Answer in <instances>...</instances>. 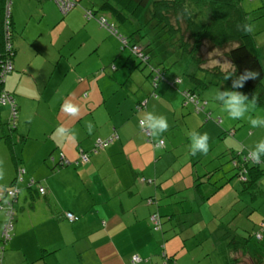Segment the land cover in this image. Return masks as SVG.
I'll use <instances>...</instances> for the list:
<instances>
[{
	"label": "crops",
	"instance_id": "crops-1",
	"mask_svg": "<svg viewBox=\"0 0 264 264\" xmlns=\"http://www.w3.org/2000/svg\"><path fill=\"white\" fill-rule=\"evenodd\" d=\"M41 1L38 4L41 7V17H38L42 20L39 24L41 32L37 34L39 37L43 32L49 36L43 39L46 48L39 51L43 69L35 74L30 62L28 65L17 62L27 27H23L14 15L17 54L8 89L16 97L23 82L34 78L43 96L41 100L47 97L48 102H53L60 98L61 109L62 104L70 103L79 108V113L67 119L60 118L59 125L50 131L52 148L43 151L44 155L37 149L31 160L23 163L15 145L12 147V161L6 164L7 177L13 183L18 167L23 164L27 174L18 186L15 235L6 246L0 264H198L195 257H189L194 253L190 252L186 239L182 244L177 238L170 240L172 235L167 234L174 231L176 235L177 221L184 224L179 221L183 215L176 218L181 215L179 206L188 200L202 199L200 206L207 205L210 210L215 208L217 211L212 210L211 217L204 214L191 217L190 224L213 220L221 221L224 226L183 225V231L179 229L181 237L212 239L220 229L224 232L222 238L233 228L238 230L237 233L243 230L253 235L259 231L261 223L252 215L253 206L237 211L241 200L240 192L236 193L231 187L235 181L227 184L216 200L212 199L213 187L203 185L205 193L194 189L201 165H216L218 156L229 149L236 151L238 144L218 151L213 149L206 156L191 155L189 144V149L180 154L183 155L180 165H176L180 159L172 156L175 142L165 139L171 137L169 132L177 124L188 132L196 131L204 124V114L195 113L191 104L184 103L180 89L189 85L183 80L182 85L175 84L177 74L173 85L162 79L155 85L151 72L146 76L144 71L135 69L125 54L128 47L121 50L118 37L111 36V32L99 26L95 19L85 16L87 9L100 8L102 0H91L90 5L81 0L84 6L78 8L77 5L78 9L73 11L72 8L67 14H61L55 0ZM78 33L80 39H76ZM114 60L118 65L110 67ZM39 76L41 80L35 79ZM32 88L30 81L24 89L29 93ZM16 99L22 118L24 100ZM143 102H146L145 109L136 111V106ZM7 110L5 107L4 112ZM144 112L167 118L169 128L161 137L164 146L149 140L140 128L139 121ZM88 122L93 124L91 135L86 128ZM195 122L199 126L194 127ZM19 128L14 131L13 139ZM60 128L65 134L58 131ZM114 133H118L119 138L112 145L95 150L98 138ZM25 134L20 141H26ZM71 134H75L74 139ZM56 149L59 151L54 153ZM82 152L90 155L88 162L81 161ZM50 155L52 159H48ZM30 178L45 188V194L28 186ZM7 181L0 184L8 187ZM68 212L78 216L79 220L70 222L66 218ZM154 214L168 217L169 225L156 231L151 222ZM5 219L4 211L0 209V245ZM238 220L239 224H236ZM241 241L245 242L244 238ZM135 256L141 261L133 263ZM244 259L253 262L250 257Z\"/></svg>",
	"mask_w": 264,
	"mask_h": 264
},
{
	"label": "rangeland",
	"instance_id": "rangeland-1",
	"mask_svg": "<svg viewBox=\"0 0 264 264\" xmlns=\"http://www.w3.org/2000/svg\"><path fill=\"white\" fill-rule=\"evenodd\" d=\"M10 1H11L10 11L12 13V16L14 15L17 16L19 23L23 27L24 26L27 27V30H26L27 36L25 38V41L21 42V52L19 53L17 62L19 61L21 63H26L27 65L30 62V68L32 67L34 69L33 71L36 74L37 72H40L43 69V61L41 60L42 58H40V52H39L40 50L42 51V47H45V44H46V42H44L43 39H46L49 37L48 34H43V32L42 34H40L39 37L37 34L41 32L39 24L42 21L41 18H38V17H41L40 16L41 7H39L38 4H41V2L43 1L41 0H10ZM50 1H54V0H50ZM90 1L91 0H84L83 3L90 5L91 4ZM83 3L82 2L79 3L77 7L78 8L83 7L84 6ZM242 6L248 12V16L251 22L255 23L256 25V29L253 33L255 35L258 46L260 47L261 61L264 65V0H243ZM77 7L73 8L72 10L74 11L78 9ZM58 9L60 12H62L61 14L68 13V12H64L61 8H58ZM95 10H98V9H95ZM198 15L201 18H203L204 16V15H201L200 13H198ZM88 17L90 16H86L87 19H95L99 23V26L101 25L99 22L100 17H107L108 23H112L114 20L113 16L109 12H105V11L102 12L99 10L95 15H92V18H88ZM147 19L148 18H147V12H146V14L142 16L140 20H128L127 22H123V23L118 22L116 24L121 34H126L127 36H130L131 33L134 30L140 28L142 26V23H144ZM171 21L176 26H177V22L181 23V26H185V21L183 20L182 17H180L179 19H176L175 16H172ZM148 31H150V27ZM160 34L161 33H155V34H152L151 37L148 36V37L142 38L141 43L147 45L150 42V40L153 41L152 45L150 46L152 48L150 49L151 51L150 54L152 56V59H151L152 64L157 65V63L160 62L163 59V57L164 59H166L164 60V63H165L164 65L168 67V70L165 72V75L162 81H168L169 83L173 85L174 75L177 74L176 77L183 80L185 85L186 84L192 85V83L194 82L192 81L191 83L192 79L190 75L193 74L194 70L197 73H201V72L198 71L197 67L193 69L194 64L192 63L191 59H189L190 60V63H189V62H185L182 59L178 60L179 58L178 54L177 55L169 54L168 51L166 50V44H167V40L165 39L166 35H163L160 38H158L157 36ZM76 36H77L76 39L81 38L80 33H78ZM27 38L29 40L26 41ZM30 41H31V44H30ZM33 41H34V44H33ZM121 41H120V47H121ZM133 43L134 42L131 41L129 43L130 45L127 46L128 49L125 51L127 59L131 62L130 64L135 65V69H138L139 72L144 71L147 76L150 74L153 66H151L150 64L147 65L145 62H143L138 57L137 54H135L132 51L131 45ZM228 49L230 48L229 47H226V48L215 47L211 44L209 40L205 39L203 42L201 51H200L201 55L204 58L203 60L205 62L203 66L208 69H212L215 67H220L223 70L232 69L233 68V66L231 65L232 62L225 55V51H227ZM111 63L113 64H111L110 67L111 66L113 67V65H116V66L118 65L116 60L111 61ZM11 74H8L5 79V89L9 92H11L8 89V86H10V84L12 83ZM202 76H204V74H202ZM36 78L38 80H41L40 76L35 77V79ZM205 79L209 80V77L205 76ZM30 81H31V84L33 85V88L31 92L28 93L25 91L24 88L27 87ZM34 81H35L34 78H31L28 81H24L23 87H19L21 88V90L15 93L16 97L18 98V100H20V102L24 100L23 117L21 118L19 114L20 112H18L15 125L16 127L19 126L20 128L18 132L15 133L14 139L13 137H11V143H7L4 139H2L0 142V174L3 175V179H0V183L2 181L5 182L9 179L7 177L6 164L7 162L12 161V156H13L12 147L14 145H15V151L17 152V154L22 156L23 163H25L27 160H31V158L35 155V153L38 150L41 153H43V151L45 152L49 150V148L52 145L51 142H53V138L50 136L51 129L54 128L56 125H59V122H61L60 118L67 119V117L70 116V114L66 113L59 107L60 98H58L57 100L54 99L53 102H50V101L48 102L47 97L41 100L43 96L41 92L39 91V89H37L36 82L34 83ZM175 84H180V83H175ZM181 85H174V86L180 87ZM185 88H181L180 91L182 92ZM219 88L221 91H224L226 89H231V86L228 84L222 83L220 85L212 84L205 89H203L202 87L197 88L196 96L198 98H207L209 101L208 104L206 105L207 111L211 110L213 113L211 114V118L208 121L205 120V117L203 118L204 124L200 126L196 131L200 133H204V132L208 133L210 137L209 144L211 146L210 152L208 153V155H210L211 150L213 149L217 151L220 150L222 147L223 149H226L228 145H231V144H234V145L238 144L239 150H241L240 152H245V154L248 155L249 150L252 147H254L258 141L264 139V128H252L250 124L248 123L247 119H244V120L230 119L227 116L226 112H224L222 106L217 101L214 100V95L217 89ZM238 91H241V90L238 89ZM188 101L189 99L187 98L186 103ZM5 107H8L7 112H4ZM1 108H3V110L1 111L3 120L9 121L11 119V110H12L11 105L1 104ZM144 109L145 107H142V109H138L136 106V111H141ZM203 114L205 116V113ZM250 115H252L253 117L258 116V117L264 118V106L257 103L256 106L252 108ZM24 118H26L27 122L23 120ZM197 126H199V123L195 122L194 127H197ZM23 133H26L25 136L27 139L25 142L20 141V139H22ZM187 133L188 131L183 130L181 125L177 124L171 130V133L169 132L171 137L167 136L165 138L167 142H169V139L175 142L176 146H175L174 151L172 152V156L173 158L180 159V161H178L176 164L177 166L180 165L181 158L183 156L180 154L183 152V150L189 149L188 147L190 144V139ZM253 133H256L255 137H253L251 140H248V137L251 136ZM94 146H95L94 147L95 150L97 149L104 150L107 147H109L108 145L105 147H97L96 143ZM56 151H59V150L56 149L54 153H56ZM48 157H49L48 159H52V155ZM23 165H20V167L25 168L23 167ZM26 174H27V170H26V173L24 174L25 177H26ZM9 177H10V174H9ZM31 179L32 178L28 179L27 182H30ZM22 182L17 183V185L20 187L22 185ZM5 185H8V187L1 185L2 187L0 191H4L5 187H7V189L12 188L10 186H12L13 184L11 180L9 179L5 183ZM235 186L236 187L238 186V187L236 188ZM32 187L34 189L36 188L39 189L42 186L39 184V182L36 181V183ZM231 187L233 188V190H235L236 193H239L238 188L240 189L241 184L238 181L237 182L235 181L234 184L231 185ZM261 189L263 190L262 187ZM262 193H263L262 198L256 201H253L250 198V194H244L240 192L239 199L241 200V202L238 203L239 205L237 207V211L241 210L242 207L248 208V207L253 206L252 210L254 213L252 215H254V218L259 220L260 223H262L264 221V190ZM214 200H216V198H214ZM210 202L214 203V201H210ZM198 204L196 206H193L191 202L185 204V209L188 208L189 210H191V212L194 213L192 217H195L201 214L211 217L212 210L214 212H217L214 207H213L214 209L210 210L209 207H207V205L200 206V204L199 205ZM164 210L165 208H163V211ZM169 210H171V208L168 209V211ZM186 217H189V216H186ZM167 218L168 217H165V215L164 217H162V220L164 222L163 225L165 228L169 225ZM201 224L209 226L210 228H215L217 226H224L221 221L216 222L213 220L206 221V223H200L198 225H192L190 224V222L188 223L184 222L182 226L186 225V227H188L190 225V227H201ZM236 224H239V220L236 222ZM182 226L180 230L183 231ZM237 232L238 230L233 228L231 231L227 232L226 235L222 238L221 234L224 232L222 229H220L219 231H217L218 235L213 237L212 239H203L204 237H196V236H188L189 237L188 238L185 235L181 237V233H179V227H178V231H176L175 233L176 235H174V231L168 232L167 234L172 235V237H170L171 238L170 240L177 238L181 241L182 244H183V241H185L186 239L188 241V247H189L190 252L194 253V254H191L189 257L190 258L195 257L198 264H226V262H228V264H232L231 258L233 257V255L230 253L229 249H227L228 242H231V241L233 242L235 240L241 241L242 238L249 237V234L243 230H241L239 233ZM261 232L262 234L264 232V222H263V226L261 227ZM174 236H177V237H174ZM190 237H193V238H190ZM248 242L250 243L249 245L250 248H253V246H257V247L262 246L261 247V249L263 250L262 253H264V243L262 245L260 242H257L255 237L252 238ZM244 264H253V262H250L244 259Z\"/></svg>",
	"mask_w": 264,
	"mask_h": 264
},
{
	"label": "trees",
	"instance_id": "trees-1",
	"mask_svg": "<svg viewBox=\"0 0 264 264\" xmlns=\"http://www.w3.org/2000/svg\"><path fill=\"white\" fill-rule=\"evenodd\" d=\"M7 1L8 0H0V142L2 139H4L7 143H10L14 131L17 129L15 125L17 115L15 119H13L11 116L9 121L3 120L1 104H10L11 108H14V106L10 102L3 103L2 94H6L14 100L13 103H15L17 114L19 112V105L15 96L5 89V82H3L1 77V71L7 61H11L13 64V69L8 74L14 72L15 58L17 54V49L14 44L13 19L11 23L12 34L10 39L12 51L9 52L6 48L7 39L4 33V28ZM242 1L243 0H103L98 10L109 12L113 16L114 20L111 24H114L116 33L113 31L111 32L106 28L109 32H111L112 35L118 37L120 41L121 39L119 35H121L125 37L129 43L132 41L134 42L133 44L140 45L142 47L143 51L149 57L148 62L145 63L147 65L150 64L153 66L151 70L153 79L155 74L154 69H160L163 75L168 70V67L164 65V60L166 59L163 57V59L158 62L157 65L152 64V56L150 54V49L152 48L150 46L152 45L153 41L150 40V42L146 45L141 43L142 38L148 36L151 37L152 34L155 33H161L157 36L158 38L166 35V50L169 54H178V60L182 59L189 63V59H191L192 63L194 64L193 69L197 67L198 71L201 73H197L194 70L193 74L190 75L192 79L191 81L194 83L189 85V87L185 88L184 90L189 91V95L192 99H189V101L186 103L187 98H184V103L187 105H194L193 110L195 113H205V120L208 121L211 118V114L213 112L211 110L207 111L206 105L209 102L207 98H198L196 96L197 88L202 87L205 89L212 84L220 85L222 83L231 86L232 80L229 79L225 81L224 77L230 72H234L235 69L234 67L230 70H223L220 67H215L212 69L204 67L203 65L205 62L200 51L205 39L209 40L215 47L230 48L225 51V55L231 60L232 65L235 66L236 76L241 75L246 69L259 73V77L257 79L247 81L245 86L239 90L248 95L250 99L253 95H256L258 97V104L264 106V65L261 61L260 47L258 46L254 33H245L240 27L245 23L251 22L248 12L242 6ZM90 9H92L95 14L98 12V10H94L93 8ZM146 12L148 19L142 23L140 28L134 30L130 36L120 33L116 23H123L127 22L128 20H140L141 17L146 14ZM198 13L204 15L203 18H201ZM172 16H175L176 19L182 17L185 21V26H181V23L179 22H177V26L174 25L171 21ZM149 27L150 31H148ZM125 48L126 46L123 47L121 41L120 49L124 50ZM202 74H204V76H202ZM205 76L209 77V80H206ZM158 81H156L155 85H157ZM184 90L181 92L182 95ZM115 135L118 137H116V139L113 141L114 143L119 138L118 133L98 139H109ZM149 140H152L151 136ZM164 143L160 145L164 146ZM110 145L111 144H109V146ZM237 150L233 151L229 149L225 154L218 156L216 158V165H209L208 167H203V165H201L202 170L200 174L196 176L194 181V189H196L195 191H201V193H205L202 190L203 185L211 186L213 187V190H211L213 199L219 197L218 194L225 189L224 187H226L227 184L231 185L233 181H238L241 184L240 189L238 188L239 192L250 194V198L253 201L260 199L264 190V163L255 164L251 159L248 158V155H246L245 152H240L241 150H239V147ZM216 159L214 158V160ZM262 161H264V158H262ZM21 169L22 167L19 166L16 177L18 171ZM16 177L12 183L13 185L16 183ZM5 189H7V187H5ZM202 201V199H196L194 202H191V204L196 206L198 203H202ZM189 202L190 201L188 200L187 203ZM17 204L16 216L13 220V230L11 232L12 237L7 242L4 240L3 230L9 219L6 215V212L3 210L6 219L2 227V245H0V252H2L0 253V258H2L0 259V263L3 262L6 246L10 243V241H12L15 235L14 232L15 222L17 219ZM185 204L186 203H181L179 206L181 209V215L178 214L176 219L178 220L179 217L183 215V218L179 221L188 223L192 221V216H186H188V214H192L193 212H191V210L188 208L185 209ZM154 215H158L160 217V228L158 230H162V217L159 214ZM263 222L260 224L259 231L254 233V235L250 233L249 237L244 238L245 242L236 240L233 242H228L227 247L230 253L233 255L231 258L232 264H242L243 259L246 257H250V259L253 261V264H264V253H262L263 250L261 249L262 246H253V248H250V243L248 242L255 237L257 242H260L263 245V234L261 232ZM181 226L182 224L178 222L176 224V231H178V227L180 229ZM179 233H181L180 230ZM259 233L261 238L257 236Z\"/></svg>",
	"mask_w": 264,
	"mask_h": 264
},
{
	"label": "clouds",
	"instance_id": "clouds-1",
	"mask_svg": "<svg viewBox=\"0 0 264 264\" xmlns=\"http://www.w3.org/2000/svg\"><path fill=\"white\" fill-rule=\"evenodd\" d=\"M79 5V4H78ZM245 33H252L256 29L255 23L248 22L240 26ZM231 64V63H229ZM232 65V64H231ZM234 72H230L225 75L224 80H232L231 89L221 91L217 89L214 100L217 101L226 112L227 116L232 120H244L247 119L252 128H264V118L253 117L250 115L252 108L258 103V97L253 95L249 99L248 95L238 91L245 86V83L249 80H255L259 77V73L255 71L245 70L241 75L236 76V68L234 65ZM62 110L66 113L76 116L79 113V108L70 103H66L62 106ZM140 128L143 131L151 134L152 139L159 145L163 144L161 139L164 132L169 128L167 118L162 115H156L152 112H144L142 118L139 121ZM88 134L91 135L93 131L92 122H88L86 125ZM61 134H65L63 128L58 129ZM190 139V152L195 156L197 153L206 156L210 151L208 133H200L192 130L187 133ZM71 138H75V134H71ZM248 158L255 164L264 163V139L258 141L254 147L249 150ZM0 179H3V175L0 174Z\"/></svg>",
	"mask_w": 264,
	"mask_h": 264
},
{
	"label": "built area",
	"instance_id": "built-area-1",
	"mask_svg": "<svg viewBox=\"0 0 264 264\" xmlns=\"http://www.w3.org/2000/svg\"><path fill=\"white\" fill-rule=\"evenodd\" d=\"M56 3L59 5V7L64 11V12H69L72 8L76 7L79 3L77 0H55ZM10 3L11 1L8 0L7 1V5H6V16H5V36L7 39L6 42V48L9 52L12 51V44L10 42L11 39V34H12V13L10 11ZM92 15H95L94 11L92 9H88L86 11V16H90L88 18H92ZM99 22L102 26H104L105 28L109 29L111 32H115L116 33V29L114 24L108 23V20L106 17H100L99 18ZM120 39L122 40V44L123 47L124 46H128L130 45L129 42L127 41V39L121 35H119ZM132 47V51L138 55V57L143 61V62H148V55L143 51L142 47L140 45H131ZM13 69V64L11 61H7V63L4 65L2 71H1V77L3 82H5V77L6 75L11 72V70ZM155 70V74H154V81L156 83V81H158L159 79H163L164 75L161 73L160 69H154ZM181 79H179L178 77H176L175 79V83H181ZM185 99H192L191 96L189 95V91L184 90L183 93ZM157 96V95H155ZM2 102L6 103V102H10L11 104H13L14 108L11 111V116L13 117V119H15L17 112H16V107H15V103L14 100L9 97L6 94H2ZM146 102L140 103L137 105L138 109H142V107H145ZM146 132V131H145ZM148 138H150L151 134L147 133ZM116 137H118L117 135L113 136L112 138L109 139H98L96 142V146L97 147H105V146H109V144H112L113 141L116 139ZM164 143V142H163ZM63 157V156H62ZM61 157V158H62ZM90 160V156L85 153L82 152L81 154V161L82 162H88ZM65 162V161H64ZM26 173V169L22 168L21 170L18 171L17 177H16V183L12 186V188L10 189H5L4 191H0V209L4 210L6 212V215L9 219V221L5 224L4 226V230H3V236H4V240L7 242L11 239L12 235L11 232L13 230V220L16 216V204H17V194L19 192V187L17 185V183H20L22 181H24V177ZM36 183V181L34 179H31L29 182V186H32ZM40 191V193L45 194V188L42 186L38 189ZM66 218L70 221V222H77L79 220V217L74 215L73 213H66ZM160 217L158 215H153L151 217V222L154 225L155 229L158 230L160 228ZM257 236L259 238H261L260 233L257 234ZM2 253V252H0ZM1 256V254H0ZM2 258V257H1ZM0 258V259H1ZM141 259L138 256H135L133 258V263H138L140 262Z\"/></svg>",
	"mask_w": 264,
	"mask_h": 264
}]
</instances>
